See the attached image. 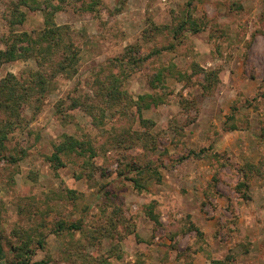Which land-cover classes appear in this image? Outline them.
<instances>
[{"label": "rangeland", "instance_id": "obj_1", "mask_svg": "<svg viewBox=\"0 0 264 264\" xmlns=\"http://www.w3.org/2000/svg\"><path fill=\"white\" fill-rule=\"evenodd\" d=\"M17 1L0 0V50L49 14L78 63L56 74L60 49L45 91L20 115L0 110L7 264H264V0H195L202 32L178 35L190 0H38L12 31ZM38 70L34 58L5 63L0 85L12 75L27 88ZM111 73L125 76L121 94ZM110 92L95 126L84 109ZM65 136L84 154L50 162Z\"/></svg>", "mask_w": 264, "mask_h": 264}, {"label": "trees", "instance_id": "obj_2", "mask_svg": "<svg viewBox=\"0 0 264 264\" xmlns=\"http://www.w3.org/2000/svg\"><path fill=\"white\" fill-rule=\"evenodd\" d=\"M196 1L190 0L183 19L180 21L176 35L183 33V32H191L192 34H198L202 32V27L200 24L194 19V12L196 9ZM25 8H28L33 11L43 10V3L38 0H18L16 3H14L11 6V11L9 16L6 18V21L9 23L12 31L13 28L17 25H23L27 21V14L24 11ZM13 36L6 40L5 42V50H0V65H3L5 63H11L16 62L19 60H25L29 58H34L39 70L34 71L31 75L30 84L27 88L23 87L19 84L15 76L10 75L8 79L4 80L2 82V85H0V110L7 112L9 115H15L17 113L20 115V109H22V106L24 104H28V95L31 92H35L36 90L41 89L42 92L45 91V88L47 86L48 81L46 74L43 69H45V66L50 62V59L53 55H57L60 51V49H65V53L63 54L64 57L57 63H55V72L56 74L64 73V72H72L74 73L76 71L77 63H78V53L74 45L72 44H65L63 35H64V29L62 27H59L54 22V19L51 15H47L46 18V26L43 30L37 31L33 36L27 32L23 33H15L12 32ZM175 35V33H174ZM175 35V36H176ZM177 37V36H176ZM75 51V52H74ZM156 49L155 51L151 52V55L159 53ZM147 59V58H145ZM145 59L141 60L140 62L134 63V64H142ZM54 65V64H53ZM122 71H129L128 68H125L124 65L122 66ZM122 72V73H123ZM113 75L110 74V77H114L115 81L118 83L116 86L113 84L108 87L115 93H120L119 86L120 81L122 82L123 79H125L124 75ZM158 78V76H157ZM209 79V78H208ZM120 80V81H119ZM207 88V87H205ZM20 90H23V93L20 92ZM111 94L107 95H98V99L100 101H106L104 106H97L93 105V103L88 102V106L84 109L86 113H88L93 121L94 125L97 126L96 122H103V119L105 118V115L103 117H97L96 113L100 111H106L108 108H111V103L116 102L117 99L112 97ZM124 95V94H122ZM4 99V100H1ZM142 99V97L140 98ZM81 102L74 100L72 103L71 108H78L80 106ZM105 106H107V109H103ZM63 103L57 107L58 113H62L63 110ZM102 107V108H101ZM96 114V115H95ZM96 121V122H95ZM68 140L64 141L62 144H60L57 147V152L54 154L52 158H50V162H61L60 154L62 153H69V152H78L80 155H83L84 152L82 149L84 144H81L78 140H76L73 137L65 136ZM85 151V150H84ZM90 152L92 155H94L93 149L90 147ZM205 152V150L203 151ZM209 152V150H206V153ZM194 155H197V157H201L200 154H197L196 152H192ZM218 157H221L219 154ZM142 174V173H141ZM141 177V176H139ZM136 185L139 186L140 189L145 188L146 181L142 182L141 178H137L135 180ZM79 226H71L68 227L67 225L61 223L58 226V233L59 231H65V230H79ZM196 228V227H195ZM199 231V230H198ZM198 234L200 236H203L202 233L199 231ZM38 244L40 249L44 248V242L43 240H32L30 239L27 245L31 246L34 243ZM28 254V253H27ZM6 255L4 252V248L2 243H0V264H7L6 262Z\"/></svg>", "mask_w": 264, "mask_h": 264}]
</instances>
